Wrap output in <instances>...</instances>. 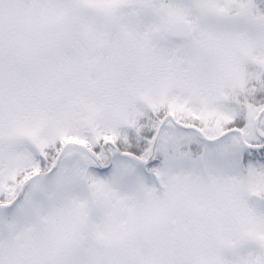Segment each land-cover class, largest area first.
Segmentation results:
<instances>
[{
	"label": "snow or ice",
	"instance_id": "snow-or-ice-1",
	"mask_svg": "<svg viewBox=\"0 0 264 264\" xmlns=\"http://www.w3.org/2000/svg\"><path fill=\"white\" fill-rule=\"evenodd\" d=\"M0 264H264V0H0Z\"/></svg>",
	"mask_w": 264,
	"mask_h": 264
}]
</instances>
